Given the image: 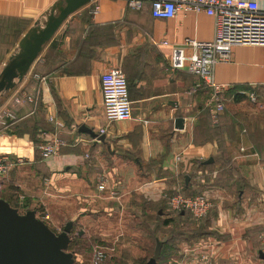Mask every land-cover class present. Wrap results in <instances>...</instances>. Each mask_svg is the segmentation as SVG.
<instances>
[{
	"label": "crops",
	"instance_id": "obj_1",
	"mask_svg": "<svg viewBox=\"0 0 264 264\" xmlns=\"http://www.w3.org/2000/svg\"><path fill=\"white\" fill-rule=\"evenodd\" d=\"M56 1L0 0V71ZM255 1L264 10V0ZM93 5L99 7L95 14ZM214 35L215 18L203 11L156 18L149 0L140 9L127 0L89 2L62 22L24 78L0 92V109L18 117L0 127V156L23 159L22 174L43 180L48 198L82 199V218L129 207L141 210L151 233L156 214L154 241L166 240L156 233L178 225L184 235L161 254L175 255L162 264H190L201 253L216 264H263L264 125L245 126L246 115L224 106L242 100L234 93L264 99V45L232 47L229 59L215 63L205 78L171 65L173 50L186 38L209 41ZM111 67L126 76L131 119L106 127L100 75ZM210 83L225 85L216 120ZM24 93L33 101L13 104ZM177 117L183 118L181 129L174 126ZM83 127L95 133L103 128L105 142ZM54 135L64 145L40 161L38 144ZM176 190L206 195L209 214L190 223L186 215L177 219L163 197Z\"/></svg>",
	"mask_w": 264,
	"mask_h": 264
},
{
	"label": "built area",
	"instance_id": "obj_2",
	"mask_svg": "<svg viewBox=\"0 0 264 264\" xmlns=\"http://www.w3.org/2000/svg\"><path fill=\"white\" fill-rule=\"evenodd\" d=\"M144 0H127L131 9H140ZM151 14L156 18H172L179 10L203 11L215 18V35L212 40L198 41L186 38L184 47L190 49L185 53L184 47L175 48L172 52L171 65L181 69L187 67L192 74L205 78L209 75L212 66L219 61H226L230 57L232 47L236 45H264V10L259 8L255 0H149ZM98 5L90 8V13L98 12ZM166 44V41H162ZM216 97L217 113L223 109V103L219 99L220 93L225 89L223 84L210 83ZM100 87L102 94V106L106 127L115 122L131 119V102L128 96V82L124 72L119 67H111L100 75ZM250 96H253L250 94ZM33 101V96L24 93L14 98L13 104ZM18 117L10 108L0 109V125L7 128ZM104 129L99 130L102 134ZM64 145V140L54 135L44 139L38 144L39 156L42 160L55 156L59 148ZM21 158L9 159L0 156V183L7 172L14 166L23 163ZM106 178H98L97 188L105 190ZM111 194L114 192L111 191ZM166 205L172 213L187 211L192 219L205 218L211 208V200L204 194L187 195L180 190L172 194H164ZM260 251L264 253V232L260 236ZM167 264H178L173 260ZM190 264H216L207 259L204 253L196 255ZM264 264V260H263Z\"/></svg>",
	"mask_w": 264,
	"mask_h": 264
},
{
	"label": "rangeland",
	"instance_id": "obj_3",
	"mask_svg": "<svg viewBox=\"0 0 264 264\" xmlns=\"http://www.w3.org/2000/svg\"><path fill=\"white\" fill-rule=\"evenodd\" d=\"M252 95L249 93L241 101L227 103L224 107L239 115H246L251 122H246V119L242 123L254 128L259 124L264 125V99L257 97L255 93ZM260 134L264 136V133ZM24 167L16 165L7 172L0 183V197L20 213H24L27 208L35 210L37 217L55 233L60 232L68 221H72L68 251L73 253L77 264H144L152 255L156 214L152 217L154 230L151 233L147 218L141 210L129 207L117 212L88 213V217L82 218L78 212V203L82 199L76 196L68 200L48 198V188L43 180L30 181L26 177L27 171L22 174L26 170ZM184 221L190 223L192 219L186 215ZM172 227L179 229L178 225ZM167 229L156 235L166 238L171 231V228ZM173 256L175 255H160L157 264H162Z\"/></svg>",
	"mask_w": 264,
	"mask_h": 264
},
{
	"label": "water",
	"instance_id": "obj_4",
	"mask_svg": "<svg viewBox=\"0 0 264 264\" xmlns=\"http://www.w3.org/2000/svg\"><path fill=\"white\" fill-rule=\"evenodd\" d=\"M93 0H57L44 20L30 27L18 42L0 71V92L12 89L21 81L37 58L43 45L54 35L62 22L73 12ZM175 128H183V118L177 117ZM96 140L105 142V135L83 127ZM212 158L204 163H211ZM188 177H186L187 180ZM73 223L68 221L58 233L36 215L33 209L20 213L0 197V264H77L68 251ZM163 241L156 239L152 255L144 264H157ZM264 260V253L258 252Z\"/></svg>",
	"mask_w": 264,
	"mask_h": 264
},
{
	"label": "trees",
	"instance_id": "obj_5",
	"mask_svg": "<svg viewBox=\"0 0 264 264\" xmlns=\"http://www.w3.org/2000/svg\"><path fill=\"white\" fill-rule=\"evenodd\" d=\"M243 98H244L243 95L234 93V99L235 100H241ZM0 127H2V126L0 125ZM39 160L41 161L40 156H39ZM174 215L177 216L178 218L181 217V215H189L190 216V214L187 211H184L183 213H181V212L175 213ZM191 219H192V217H191ZM183 235H184L183 231H180L179 229L172 228L169 235L166 237V240L163 241V245L161 248L160 255L163 254V252L166 251L168 248H172V245L174 244L173 242L176 240H179L181 237H183Z\"/></svg>",
	"mask_w": 264,
	"mask_h": 264
}]
</instances>
